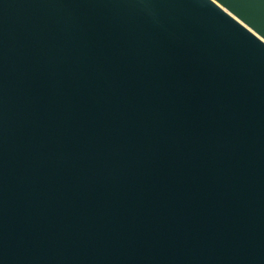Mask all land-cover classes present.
I'll use <instances>...</instances> for the list:
<instances>
[{"label":"water","instance_id":"1","mask_svg":"<svg viewBox=\"0 0 264 264\" xmlns=\"http://www.w3.org/2000/svg\"><path fill=\"white\" fill-rule=\"evenodd\" d=\"M0 264H264V0H0Z\"/></svg>","mask_w":264,"mask_h":264}]
</instances>
